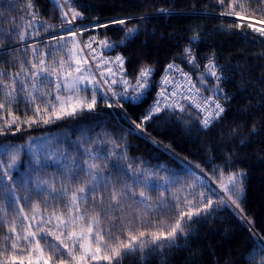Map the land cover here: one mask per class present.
Returning a JSON list of instances; mask_svg holds the SVG:
<instances>
[{"label": "trees", "instance_id": "1", "mask_svg": "<svg viewBox=\"0 0 264 264\" xmlns=\"http://www.w3.org/2000/svg\"><path fill=\"white\" fill-rule=\"evenodd\" d=\"M72 1L82 13L77 23L109 24L106 28L99 27L100 35L116 45L110 54L124 57L126 77L136 81L140 69L148 67L153 71V83L138 100L130 102L119 97L123 107L117 106V98L102 90L94 110H78L73 116L31 127L21 123L33 116L25 93L20 92L12 102V116L8 115L9 109L0 110V126L5 120L19 117L20 131H15L14 124L15 134L0 135V160L8 159L5 148L18 150V161L12 172L30 189L18 187L16 190L18 197H30V200H21L25 212L32 215L30 204L39 203L45 218L53 210L59 214L67 204L61 189L70 185V195L71 191L93 183L80 171L87 168L85 161L99 165L95 173L98 178L110 181L109 189L131 186L136 193L135 200L140 199L139 192L143 190L154 206L160 202L161 193L168 201L179 190L178 182L189 185L195 173L202 176L201 170L209 180L220 170L242 173L239 198L242 212L235 206L216 205L186 223L184 232H178L174 242L162 246L146 243L142 250L122 253L113 264H257L264 260V244L255 242L253 235L264 239V37L247 28L245 22L238 29L239 20L221 16L222 8L217 0ZM58 3L59 0H0V72L8 73L6 83H11L21 63L30 68L28 62L36 59L32 53L34 45L40 51L56 49L57 59L62 56L68 60V47L72 46V38L67 35L70 26L62 19ZM227 4L225 0V7ZM245 7L252 12L264 9L257 0H249ZM117 19L127 22L124 26L110 24ZM255 19L261 17L257 15ZM129 27L136 28L137 33L120 44L125 40L121 29ZM21 33H27L23 41L19 39ZM53 36L65 39L57 41L51 39ZM186 48L195 57L193 63L188 62ZM210 61L215 64L219 80L206 72ZM169 64L176 68L166 72ZM167 73L177 80H186L182 73L187 74L181 90L187 89L186 82H189L195 85L194 90L201 89L204 97L215 95L225 108L222 116L204 128L202 114L196 108L189 107L184 112L164 108L142 122L158 99L157 93L164 87L162 78ZM20 79L27 77L21 75ZM54 80L55 77L49 78L50 82ZM3 93L0 87V100L4 99ZM131 95L135 93L129 88L128 96ZM180 96L179 93L177 97ZM105 98L113 104L111 108ZM36 103H40L39 97ZM137 124L141 127L137 128ZM36 158L40 159V166L34 163ZM147 171L168 175L176 181L175 185H155L161 176L152 181ZM208 179L205 180L208 186L196 188L199 192L207 193L212 187ZM145 181L147 188L143 186ZM42 183L51 190L38 192L36 186ZM100 192L105 195L103 203L94 209L91 201L81 202V213L86 217L99 214L102 227L108 229L115 224L114 235L122 238H126L122 227L132 222L146 233L144 241L151 240L150 234L157 228L140 226L139 220L132 219L134 214L144 211L143 206L133 204V198H129L123 201L126 207L113 211L109 207L113 202L103 184ZM45 201L49 204L47 211H44ZM7 205V200L0 199V206ZM5 219L14 222L21 233L29 223L17 216L12 207H7ZM143 219L156 225L161 220L174 223L176 217L171 213L149 214ZM80 223H87V218ZM9 235L8 225L0 221V246ZM7 243L10 245L11 241ZM56 243L53 237L41 241L42 246Z\"/></svg>", "mask_w": 264, "mask_h": 264}, {"label": "snow or ice", "instance_id": "2", "mask_svg": "<svg viewBox=\"0 0 264 264\" xmlns=\"http://www.w3.org/2000/svg\"><path fill=\"white\" fill-rule=\"evenodd\" d=\"M249 0H228V4L225 7V0H217V3L221 6V16L236 17L240 21L248 17L251 12V18L255 19V16H260L261 19L254 23H247V28L252 29L253 32L258 33L261 37H264V9H257L252 12L251 9L245 7V3ZM258 4L264 5V0H257ZM62 9V19L70 27L68 28L67 35L73 38L77 37L78 32L71 27L78 18L82 16V13L76 11L71 7V0H64L63 4L57 5ZM31 7V4H29ZM67 9L64 11L63 9ZM125 19H117L111 21L110 24H118L124 26L126 24ZM256 24L261 25L259 27ZM244 25L241 22L236 24L238 29ZM94 27H109V24L96 25ZM125 32V40H121L120 44H124L126 40L134 38L137 33L136 28H122ZM84 29L80 30L79 34H82ZM27 33L19 34L21 41L25 40ZM53 40H64V36H53ZM93 43H98L102 48L113 49L116 45L109 40H97V37H90L89 41L82 46L79 41L73 40L72 47L68 49L69 60H65L60 56L57 59L56 49L52 51H40L34 45L32 46V53L36 59L29 61V67H25L23 63L19 65V70L11 77V83H6L5 80L8 77L7 72H0V87L4 89V99L0 100V110L9 109L8 115L12 116L11 105L15 101L16 96L23 92L28 98L29 103L32 105L33 116L28 117L21 123L27 124L31 127L33 124L38 123H50L54 120L62 119L65 116H73L78 110L92 111L95 109L98 95L97 93L102 91L100 85H107V91L112 93L113 97H117L115 103L119 107H123L120 103L119 97L123 96L124 99L134 101L138 100L144 91L148 88V78L151 76L152 70L148 67L140 69L139 75L136 78V84L131 85L129 81L123 76L120 79H109V77H115L119 73L124 71V57L117 55L114 58H101L98 60L96 55V49L93 47ZM88 50L87 56H79L78 52L83 53L84 50ZM185 54L189 57L188 62L193 63L195 57L191 55L190 49L184 50ZM91 57L95 62V67L100 68L104 65L102 71L99 72V79L95 74L89 72L87 65H89L88 57ZM51 63H48V61ZM68 64L69 67H65ZM72 64L75 66L73 67ZM115 64L119 72L114 71L112 67L108 65ZM176 68L174 64H169L166 68V72ZM177 71H180L178 68ZM206 72L215 77L217 80L220 77L215 69L214 62L210 61L206 66ZM107 73V76L105 75ZM21 75L27 77L26 80H21ZM187 80V74L182 73ZM50 77H55L54 81H49ZM87 82L91 85V94L81 95V85ZM123 85L124 91L122 93H116L112 89V85ZM172 83L168 76L162 78V85H168ZM204 83L203 78L201 84ZM17 84L20 88L17 89ZM129 88L135 93L131 98L127 95ZM195 88V85H190L189 92ZM219 90L217 85L216 91ZM54 91V95H53ZM195 95L180 96V100L187 101V104L180 103L176 97L179 95L178 91L173 90L168 92L166 87H162L157 93L158 97L163 99H157L152 108L149 109L147 115L142 118V122L151 119L152 115L159 113L164 108L172 109L173 111L179 110L184 112L189 107L196 108L199 113L202 114L201 123L204 128H208L214 121L218 120L225 111V108L219 103L218 98L215 95L204 97L201 94V89H195ZM40 98V103L37 104V98ZM171 103H166V101ZM105 102L109 108L113 106L112 103H108L105 98ZM19 117H13L12 120H5L3 126H0V135H7L9 132L15 134V131H20V123H17ZM16 125L15 131H13V125ZM137 128L141 127V124L136 125ZM4 153L7 155V161L0 160V199L8 201L7 206H0V212L4 215L0 216V221L4 225H8L9 236L5 237V244L0 246V264H93V262H108L113 264V261L118 259L123 254L135 251L137 249L142 250L146 243H152L153 245L162 246L166 243H172L175 240L178 232H184V225L192 221L194 216H198L203 212H207L209 209L216 205L221 206H235L236 209H240L239 193L241 189V177L242 173L237 172H225L220 170L213 174L209 180V184L214 187H209L207 193L204 191L195 192L197 186L200 188L205 187V180L208 179L207 174L203 173L202 176H196L193 178V182L188 185L193 189L189 193L188 197L184 198V206L181 207V202L177 200L173 205H167L163 193H161L160 202L157 205H153L150 202V198L146 195L145 191L139 192V200H135V191L131 186H125V189L108 188L110 181H105L104 178H98L95 170L99 168V165L95 163H88L87 168H81L80 171L84 172L86 176L90 177L93 183L86 187H79L74 191H71L69 195L70 185L61 189L63 198L66 199V207L58 214L55 210L48 214L45 218L44 213L40 211V204H30V210L32 215H28L25 212L24 205L21 204V200H30V197H18L16 190L18 187H24L25 191H30L27 183H22L16 179L13 175L12 169L15 168L18 161V150L10 151L7 148L4 149ZM34 163L37 166L41 165L39 158H36ZM132 168V165H128ZM38 170V168H37ZM135 175V173H133ZM151 175V174H146ZM74 179H79L73 176ZM176 181H168L165 178V184H174ZM46 183V182H45ZM139 183V182H138ZM103 184L107 197L113 202L109 207L113 211H118L126 205L123 203L126 199L133 198V204H139L143 206L144 211L142 213L134 214L132 219L139 220L140 226H148L157 228V231L151 232V240L144 241L146 233L140 231L139 227L129 222L127 226L122 227V236L114 235L115 224L110 225L108 229L102 227L99 214L88 215L80 212L79 205L81 202L87 204L92 202L95 209L98 204H102L105 195L100 192V186ZM145 188L149 187L147 182L143 185ZM37 191L42 193L43 191H50L51 189L45 188L44 184H38ZM163 187V186H161ZM189 197H198L193 202V199ZM215 197V201L213 199ZM53 199H57L53 197ZM7 207H12L17 216L21 217L23 221L29 223L25 225L23 233H21L14 222L10 223L5 217L7 216ZM49 204L44 202V211H47ZM241 212L243 211L240 209ZM173 214L176 219L174 223L166 224L163 220L159 224L153 225L146 222L143 218L149 214L168 215ZM67 214V215H66ZM87 218V223L80 224V221H84ZM104 218L107 219V212L104 213ZM123 219V217L121 218ZM79 229L78 231L76 229ZM136 233V234H134ZM254 240L257 243L264 244V239L260 238L257 234L253 233ZM48 237H53L58 243L41 245L42 240H47ZM11 241L10 245L7 243ZM79 252V255H77ZM257 264H264V260L258 261Z\"/></svg>", "mask_w": 264, "mask_h": 264}, {"label": "rangeland", "instance_id": "3", "mask_svg": "<svg viewBox=\"0 0 264 264\" xmlns=\"http://www.w3.org/2000/svg\"><path fill=\"white\" fill-rule=\"evenodd\" d=\"M59 1H60V3L62 2V4H63V2H64V0H59ZM71 7H72L73 9H75L76 11H78V10L75 8V6H74L72 0H71ZM66 10H67V9L65 8L64 11H66ZM234 18L237 19V20H239V19L236 18V17H234ZM239 21H240V20H239ZM256 21H258V20H256V19H252V18H248V17H247V18L243 19V20L240 21V22H245V23H250V22H251V23H254V24H255ZM96 25H97V24H90V23L80 24V23H77V21H74V23H73V25H72L71 27H73V28L78 32V35H77V37H75V38L71 37V38H72V41H71L72 43L70 44V46L73 44V40H74V39L77 40V41H79V43H80L81 46H82L84 43L88 42L89 39H90V37H93V36L97 37V40H98V41H99V40H104V39H106V38H103V37L100 35L101 33H100V31H99V27H94V26H96ZM256 26L259 27V26H261V25L256 24ZM81 29H84V31H83L82 34H79ZM92 31H94V32H92ZM107 40H109V39H107ZM109 41H110V40H109ZM110 42L113 43L112 41H110ZM71 47H72V46H71ZM71 47H68V49L71 48ZM93 47L96 49V55H97V59H98V60L101 58V54H102V57H103V58H108V59H110V58H114V57H115L114 55H112V54L109 53L110 51H112V49L102 48V46H100L98 43H93ZM67 54H68V52H67ZM87 55H88V50H87V49H85L83 53H79V52H78V57H79V56H87ZM66 59L69 60V56H68V55H67V58H66ZM88 59H89V65H87L86 67H88L90 73L95 74V75L97 76V78L99 79V72L103 70L104 65H101L100 68H96V67H95V62L92 61V59H91L90 56L88 57ZM72 66L74 67L75 65L72 64ZM108 66H109V67H112L114 71L119 72V69H117V67H116L115 64H110V65H108ZM65 67L67 68V67H69V65H68V66L65 65ZM171 72H172V71H171ZM172 73H173V72H172ZM105 75L107 76V73H105ZM121 75H123V76L129 81V83H130L131 85H135V84H136V81H130V80L126 77L124 71H123L122 73H119V74H118L117 76H115V77H109V79L114 78V79L119 80ZM152 76H153V71L151 72V76L148 78V85H149L148 88H149V87L151 86V84L153 83V80L151 79ZM91 87H92V86H91V85H88L87 82H85L84 84H82V85H81V88H82V89H86V91H82V92H81V95H89V96H90V94H91ZM99 87L102 88L103 91H105V93L108 92V93L110 94V96H112V93H111L110 91H107V88H108L107 85H100ZM111 87H112V89H113L116 93H122V92L124 91L123 85H121V84H119V83H117V84H115V85H112ZM161 87H162V86H161ZM164 87H167V85H164ZM148 88H147V89H148ZM130 89L132 90V88H130ZM147 89H146V90H147ZM146 90H145V91H146ZM145 91H144V92H145ZM99 93H101V92H98V93H97L98 97H99ZM127 95H129V90H128ZM132 96H133V95H131L130 97H132ZM112 97H113V96H112ZM120 97H121V96H120ZM113 98L115 99V98H117V97H113ZM159 98L162 99V97H159ZM176 99L178 100L179 97H177ZM166 102H167V101H166ZM146 174H151V175H149V176L152 178V181H154L156 177H160V176H161V178L155 183V185H159V186H166V185H168V184H165V178H166L168 181H173L172 178H170L168 175H164L163 173L161 174V173H157V172H148V171H147ZM194 175H195V177H196V176H200L199 173H195ZM208 180H209V179H208ZM192 182H193V180H192ZM204 182H205V185H207L206 181H204ZM188 184H191V183L189 182ZM174 185H175V183H174ZM178 185H179V190L174 194V196H173L171 199H169L168 201H166L167 205H173L177 200H179V201L181 202V207H183V206H184V198H185V197H188V196H189V193L193 191V189L189 188L188 185H187V184H184L183 182H178ZM207 186H208V185H207ZM211 186L214 187V185H211ZM196 188H198V186H197ZM195 192L198 193L199 191H198L197 189H195ZM189 198H190V199H193V202H195V199H198V197H189ZM239 198H240V193H239ZM79 223H80V222H79ZM80 224H83V223H80ZM184 226H185V225H184ZM76 230L78 231L79 229L77 228ZM54 240H55V239H54ZM57 243H58V241H57ZM77 255H79V252H77ZM93 263H95V262H93Z\"/></svg>", "mask_w": 264, "mask_h": 264}, {"label": "built area", "instance_id": "4", "mask_svg": "<svg viewBox=\"0 0 264 264\" xmlns=\"http://www.w3.org/2000/svg\"><path fill=\"white\" fill-rule=\"evenodd\" d=\"M166 76H168L169 77V79H170V81H172V83H169L168 85H167V89L169 88L171 91H173V90H176V91H178L182 96H189V95H195L196 93H195V90H194V88L192 89V91L191 92H189V87H190V85H193V84H190L189 82H186V85H187V89H183V90H181L180 89V87H181V85H183L184 84V82L186 81V80H183V79H181V80H177L175 77H174V75L173 74H169V73H167L166 74ZM168 91V90H167ZM170 93V92H169ZM157 98H159L158 96H157ZM177 98V97H176ZM160 99V98H159ZM163 99V98H162ZM179 99H180V97H179ZM170 101V100H169ZM171 102V101H170Z\"/></svg>", "mask_w": 264, "mask_h": 264}]
</instances>
